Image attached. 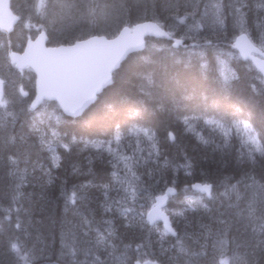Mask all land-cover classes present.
<instances>
[{
    "label": "trees",
    "instance_id": "1",
    "mask_svg": "<svg viewBox=\"0 0 264 264\" xmlns=\"http://www.w3.org/2000/svg\"><path fill=\"white\" fill-rule=\"evenodd\" d=\"M41 2L10 0L19 20L8 35L0 32V45L4 43L0 46V77L4 76L2 94L8 102L0 106L1 260L7 257L6 229L12 236L26 233V240L31 234L34 243L43 239L48 247L50 237L57 238V230L69 220L63 198L70 195L71 185L80 184L84 199L76 201L77 220L111 221L113 225L108 234L115 238L103 237L105 249L112 242L132 257L135 246L159 264L181 262L178 257L191 260L186 259L188 264H217L218 255L211 253L210 245L228 239L230 264H244V260L264 264V189L260 187L264 185V82L231 48L239 22L255 45H264V10L257 8L264 0H243V7L241 0H223L219 18L205 13L207 0ZM98 5L105 8L104 14L99 15ZM237 8L245 13L242 19ZM31 15L39 20L42 30L49 31L48 46L97 34L111 38L124 26L154 20L167 28L171 37L146 39L144 49L126 57L112 74V83L93 104L81 115L67 117L54 102L29 110L33 76L24 82V72L8 61V51L20 52L24 47L26 35L19 27ZM188 24L195 25L192 30L198 26L204 43L201 52L190 47L189 35L180 39ZM177 39L184 44L175 47ZM229 66L234 75L226 74ZM20 83L26 91L20 99L28 111L16 114L14 102L20 96L16 89ZM130 174L144 191L136 194L138 197L145 192L164 197L169 188L175 190L167 195L165 205H160L175 236L166 233L160 223L149 224L143 213L148 209L139 203L137 212L117 210L119 204L128 206L122 184ZM195 183L209 185L212 192L208 197L196 194L190 189ZM188 195L200 200L193 202ZM19 227L22 229L17 231ZM179 237L186 249L178 255Z\"/></svg>",
    "mask_w": 264,
    "mask_h": 264
},
{
    "label": "water",
    "instance_id": "2",
    "mask_svg": "<svg viewBox=\"0 0 264 264\" xmlns=\"http://www.w3.org/2000/svg\"><path fill=\"white\" fill-rule=\"evenodd\" d=\"M15 21L9 0H0V30L10 31ZM148 37L168 38V35L156 24L147 21L123 27L111 40L91 37L70 46L48 47L46 36L41 33L34 40H28L23 51L10 52L8 59L16 70L28 68L34 75L31 110L43 101H53L64 115L75 117L110 85L112 72L128 55L144 49ZM232 47L242 60L250 61L264 78V53L246 35L238 36ZM2 88L0 80V92ZM148 216L151 222L162 221L165 229L170 230L168 218L158 210L153 209Z\"/></svg>",
    "mask_w": 264,
    "mask_h": 264
},
{
    "label": "rangeland",
    "instance_id": "3",
    "mask_svg": "<svg viewBox=\"0 0 264 264\" xmlns=\"http://www.w3.org/2000/svg\"><path fill=\"white\" fill-rule=\"evenodd\" d=\"M95 2H101V0H95ZM217 4L220 5V14H223L221 12H223V0H207V4H206V8H205V13L209 14V15H217ZM39 5H42L41 0H39ZM60 6V5H59ZM231 6L234 8V6L231 4ZM94 8V7H93ZM99 8L100 11L99 15H101V11L104 10L105 8H103L102 6L98 5L97 9ZM235 10V9H234ZM230 12L232 10H229ZM91 14H93V10L91 9ZM104 14V12L102 13ZM32 17L25 19V21H22L20 23V29L21 31L24 32V34L26 35L25 39H33L40 31H44L45 33L49 32L48 30H42L40 25H37V21L39 20H43L44 16L40 15V11H39V20L36 21V19H34L35 17L33 15H31ZM157 23V22H156ZM160 24V23H158ZM195 26L193 24H188L186 25L187 29L184 31V35L183 37H181L180 39H184L186 37V35L190 36L191 39V46L190 47H196V50H202L201 46L204 44L200 41L199 35H198V26L196 28V30H192L191 27ZM235 27L238 30V35H247L245 32H242V23L239 22L237 23V25H235ZM27 28V31H26ZM53 33L56 34L55 30H52ZM50 34L52 35L51 31ZM48 35V34H47ZM28 36V37H27ZM248 36V35H247ZM189 38V37H188ZM179 39V40H180ZM250 40V38H248ZM251 41V40H250ZM200 43V44H198ZM251 43L253 45H255L252 41ZM4 43H2L0 46H2ZM181 44H184V40L181 41ZM207 44V43H205ZM256 47H258L261 51L264 52V45L263 46H258L255 45ZM211 48H214L213 46H211ZM216 51V49H214V52ZM229 71H227V74H231L234 75V72L232 69H230V66L228 68ZM232 71V72H231ZM24 77H23V81L26 82V79L32 75V73L29 70H24ZM3 77V76H2ZM2 77H0V79H3ZM32 83H33V79H32ZM19 89L25 90L24 87L22 86V83L18 84L17 86V91ZM3 94L0 93V105L2 107L6 106V98L2 97ZM21 96H18L16 99V103L14 102V105L16 104L17 109L19 108L18 112L16 111V113H22L26 107H24V102L20 99ZM22 98V97H21ZM23 103V105L21 106V104ZM20 106V107H19ZM23 107V108H22ZM27 108L29 109V102L27 104ZM30 110V109H29ZM244 127H246L245 125H242ZM130 177H126V183L122 184V191L124 193V195L126 196V198L128 199V206L126 207L123 204H119L117 206V210H121V211H125L127 210V212L132 211V212H137L135 210V206L138 205V203L140 204L141 208H147L150 209L152 207H154L156 204H160L163 206V204L165 203V201L168 199L167 197H163V196H151L148 194V192H145V195H142L141 197H138L136 194L138 193H143L144 191H142L141 189H139L136 186V179L133 177V175H129ZM73 187H78L75 185H71ZM63 192V190H62ZM186 198L191 199V201H197L200 200V198L196 197L195 199L192 200V196L188 195ZM80 199H84L83 196ZM78 199L74 198V196H72V194H70L67 198L64 197L63 198V204L66 207V213L67 214H71L72 212V216L69 215V220L67 222H65V224L63 225V227L59 228L57 230V238H53L50 237V241H49V246H47V242L45 240H41L39 241L40 243V250L37 249V244L39 245L38 241H36V243H34L32 236L30 234V236H28V239L26 240V233H22L20 235H9L10 231H6V235L5 236L7 239V243H6V253H7V257L4 258L3 260H1L2 258H0L1 262L0 264H61V263H66L67 264H142V261L146 258V254L145 252L141 251L139 248L133 246L131 249L134 251V249L136 250V252L134 251L135 256L132 257L128 252H124V249H122L121 247L117 246L116 244H113L111 241H113V238H115L114 236H109L108 233H110L111 231H113V225L111 223V221L109 222H94V221H78L76 218V212L78 211V204L76 203ZM138 201V202H137ZM189 201V200H188ZM114 202V206H116V204L118 203L117 201H113ZM141 202V203H140ZM142 205L144 207H142ZM72 208V211H71ZM0 211H2V209H0ZM110 212H112V208L109 209ZM147 211V210H146ZM144 215L146 214V212H143ZM66 216V215H65ZM74 217V218H73ZM75 219V220H74ZM146 221V220H145ZM83 222V223H82ZM102 223V224H101ZM22 227L17 228L16 230L19 231L21 230ZM84 229V231H83ZM19 237V239H18ZM103 237H105L106 239L109 237L110 240L109 242H111V244L107 247V249H105L102 245V243H104V239ZM36 240V239H35ZM102 241V242H100ZM182 239L179 237L177 238L176 241V245L179 247L177 249V253L178 255L180 253H183L184 251H181V249L183 248L184 250L186 249V247L183 244ZM189 243V242H187ZM215 243V241H214ZM20 244H23L25 247L21 246ZM213 242L211 243V253H216V255H219L220 253V248L218 247V243L214 245H212ZM102 246V247H100ZM217 247V248H216ZM25 248V249H24ZM213 248L215 249V251L213 250ZM190 249V248H189ZM218 249V250H217ZM193 250V248H192ZM57 251V252H56ZM59 251V253H58ZM23 252V254L21 255V253ZM55 252V253H54ZM194 254V253H193ZM12 256L15 259V262L13 261ZM194 257H196V255H194ZM179 258V257H178ZM183 258V257H182ZM179 258L181 259L180 261L182 262H178L179 264H188L186 263V259L189 260L188 258ZM148 260V259H147ZM179 261V260H178ZM185 261V262H184ZM191 261V260H189ZM175 263V264H178ZM192 263V262H190ZM189 263V264H190Z\"/></svg>",
    "mask_w": 264,
    "mask_h": 264
},
{
    "label": "bare ground",
    "instance_id": "4",
    "mask_svg": "<svg viewBox=\"0 0 264 264\" xmlns=\"http://www.w3.org/2000/svg\"><path fill=\"white\" fill-rule=\"evenodd\" d=\"M9 3H10V0H9ZM31 3V2H30ZM34 3V2H33ZM32 3V4H33ZM36 7V6H35ZM28 8V7H27ZM29 9H30V7H29ZM10 10H11V12H12V14L16 17V21H15V23L12 25V28H11V30L10 31H8V32H3V31H1L0 30V32H2L3 34H5V35H8L9 33H11L12 31H13V28H14V26L16 25V23L18 22V20H19V16L17 15V13H14V11H12V9H11V7H10ZM33 10H34V7H33ZM30 11V10H29ZM33 12V11H32ZM200 13V12H199ZM198 13V14H199ZM196 14V13H195ZM162 18V17H161ZM197 18V17H196ZM155 21V20H154ZM154 21H150V22H152V23H154V24H156L164 33H166L167 35H168V38H164V37H148L147 39H170V37H171V33H169L166 29L164 30L163 28H162V26L160 25V24H158V23H156V22H154ZM162 21V20H161ZM145 22H147V21H145ZM164 22V21H163ZM170 22V21H169ZM259 22V21H258ZM260 23V22H259ZM135 25V24H134ZM168 25V24H167ZM166 25V26H167ZM170 25V24H169ZM252 26V25H251ZM120 29H122V28H120ZM254 29V28H253ZM172 31V30H171ZM174 31V30H173ZM172 31V32H173ZM120 32V31H119ZM118 32V33H119ZM1 33V34H2ZM41 33H44L45 34V36H46V45H47V41H48V36H47V33H45L44 31H40L33 39H27L26 40V42L28 41V40H34L39 34H41ZM116 33V32H115ZM118 33L114 36V37H111V38H108V37H106V36H104V35H91L90 37H86L85 39H82V40H76V41H74L73 43H70V44H62V45H56V46H49V47H58V46H70V45H73L75 42H78V41H83V40H86V39H89V38H91V37H103V38H105L106 40H111V39H114L117 35H118ZM239 36V35H238ZM238 36H236V38L238 37ZM23 38V37H22ZM21 38V39H22ZM235 38V39H236ZM259 38V37H258ZM261 38V37H260ZM235 39H234V41H235ZM150 41V40H149ZM152 41V40H151ZM234 41H233V43H234ZM26 42H25V44H24V47H25V45H26ZM155 42V41H154ZM146 43V42H145ZM233 43H232V45H231V48H233L232 46H233ZM152 44V43H151ZM179 44H181V40H179V39H177V40H175V41H173V45L176 47V46H178ZM154 45V44H153ZM48 46V45H47ZM4 47V46H3ZM24 47L22 48V50L21 51H23V49H24ZM145 47V46H144ZM155 47V46H154ZM162 48V47H161ZM164 50V49H163ZM2 52H3V50H1ZM20 51V52H21ZM200 51V50H199ZM202 51V50H201ZM5 52V51H4ZM10 52H17V51H8V54L10 53ZM170 52V51H169ZM7 54V53H6ZM219 54V53H218ZM3 55V54H2ZM214 57V56H213ZM219 58V57H218ZM9 61V60H8ZM215 62V61H214ZM10 63V62H9ZM216 64V63H215ZM1 66V65H0ZM234 66V65H233ZM3 67V66H2ZM6 67V66H5ZM217 67V66H216ZM119 68V67H118ZM117 68V69H118ZM229 68V67H228ZM244 68V67H243ZM116 69V70H117ZM219 69V68H218ZM231 69V68H230ZM233 69V68H232ZM229 71V70H228ZM217 72V71H216ZM232 72V71H231ZM248 72V71H247ZM246 72V73H247ZM7 73V72H6ZM227 74V73H226ZM225 74V75H226ZM229 74V73H228ZM5 75V74H4ZM16 75V74H15ZM225 75H224V77L223 78H225ZM253 75H254V73H253ZM259 75L261 76V79H262V81L264 82V78L262 77V75L259 73ZM4 77V76H3ZM250 77H251V75H250ZM30 78V77H29ZM9 79H11V78H9ZM1 80H3V79H1ZM17 80V79H16ZM252 80V79H251ZM111 83H112V80H111ZM110 83V84H111ZM109 86V85H108ZM107 86V87H108ZM16 89H17V87H16ZM249 91V90H248ZM15 92V91H14ZM252 91H250V93H251ZM257 92V91H256ZM249 93V94H250ZM253 93V92H252ZM258 93V92H257ZM18 94V93H17ZM261 94V93H260ZM259 94V95H260ZM11 95V94H10ZM15 95V94H14ZM16 96V95H15ZM262 96H263V94H262ZM3 97V96H2ZM250 97V96H249ZM255 97V96H254ZM261 97V96H260ZM253 98V97H252ZM252 98H250V99H252ZM15 100V99H14ZM246 101H247V99H245ZM244 100V101H245ZM252 101V100H251ZM249 102V101H248ZM8 103V102H7ZM6 103V104H7ZM25 105V104H24ZM1 106V105H0ZM15 106H16V104H15ZM22 106V105H21ZM43 106V105H42ZM20 107V106H19ZM25 107V106H24ZM89 107V106H88ZM16 108V107H15ZM23 108V107H22ZM14 109V108H13ZM3 110V109H2ZM18 110H19V108L17 109V112H18ZM22 110H25V109H22ZM27 110V109H26ZM28 111V110H27ZM43 111V110H42ZM46 111V110H45ZM17 114V113H16ZM48 114V113H47ZM63 114V113H62ZM82 114V113H81ZM80 114V115H81ZM41 115V114H40ZM64 115V114H63ZM64 116H66V115H64ZM79 116V115H78ZM38 117V116H37ZM41 117V116H40ZM68 117V116H67ZM75 117H77V116H75ZM6 119V118H5ZM39 119V118H38ZM1 120V119H0ZM35 120V119H34ZM21 121V120H20ZM31 121V120H30ZM237 121H239V120H236V122ZM6 122V121H5ZM229 122V121H228ZM232 122V121H231ZM230 122V123H231ZM27 123V122H26ZM209 124V123H208ZM23 126V125H22ZM210 126V125H209ZM208 126V127H209ZM205 127V126H204ZM234 127V126H233ZM227 128V127H226ZM236 128V127H235ZM214 129V128H213ZM219 129V128H218ZM33 130V129H32ZM1 131V130H0ZM9 131V130H8ZM218 131V130H217ZM2 132V131H1ZM6 133V132H5ZM210 133V132H209ZM235 133V132H234ZM240 133V132H239ZM215 134V133H214ZM226 136V135H225ZM224 136V137H225ZM236 137V136H235ZM229 138V137H228ZM15 139V138H14ZM213 139V138H212ZM225 139V138H224ZM10 141H11V139H9ZM213 141V140H212ZM221 141V140H220ZM245 141V140H244ZM12 142V141H11ZM223 142H224V140H223ZM226 142V141H225ZM225 144V143H224ZM227 144V143H226ZM216 146V145H215ZM238 146V145H237ZM14 148V147H13ZM12 148V149H13ZM237 149V148H236ZM8 150V149H7ZM18 151V150H17ZM213 151V150H212ZM215 152V151H214ZM17 153V152H16ZM8 155V154H7ZM8 160V159H7ZM15 162V161H14ZM8 163V162H7ZM20 163V162H19ZM11 164H12V162H11ZM15 164V163H14ZM17 164V163H16ZM1 165V164H0ZM10 165V164H9ZM18 165V164H17ZM3 166V165H2ZM22 166V165H21ZM12 167V166H11ZM25 167V166H24ZM234 167V166H233ZM4 168V167H3ZM21 168V167H20ZM22 168H23V166H22ZM11 169V168H10ZM13 169V168H12ZM17 169H19V168H17ZM24 169V168H23ZM9 171V170H8ZM13 171V170H12ZM18 171V170H17ZM21 172V171H20ZM23 172V171H22ZM23 175V174H22ZM26 175V174H25ZM24 175V176H25ZM32 175V174H31ZM30 175V176H31ZM113 177V176H112ZM109 179L111 178V177H108ZM107 178V179H108ZM15 181V180H14ZM19 181H21V180H19ZM21 184H22V181H21ZM24 185V184H23ZM35 185V184H34ZM16 186V185H15ZM199 186V187H198ZM237 186V185H236ZM11 187V186H10ZM198 187V188H197ZM245 187V186H244ZM16 187H14V189H15ZM247 188V187H246ZM11 189H13V188H11ZM24 189V188H23ZM36 189V188H35ZM190 189H191V191H193V192H196V194L197 193H200V194H202V195H205L206 197H208L209 195H210V193L212 192L211 190V187L209 186V185H206V184H201V183H195V184H192L191 186H190ZM201 189H206V190H204V191H202ZM25 190V189H24ZM8 190H6V192H7ZM16 191V190H15ZM39 191V190H38ZM174 189L173 188H169L168 190H166V195L164 196L165 198L167 197V195L168 194H172V193H174ZM29 192V191H28ZM10 193H13V191L12 192H10ZM20 193V192H19ZM22 193V192H21ZM24 194H25V192H23ZM237 193H238V191H237ZM251 193V192H250ZM18 194V193H17ZM28 195V194H27ZM239 195V194H238ZM31 196V195H30ZM192 197H195V195H191ZM213 196V195H212ZM219 196V195H218ZM249 196V195H248ZM17 197V196H16ZM26 197V196H25ZM28 197V196H27ZM201 197V196H200ZM211 197V196H210ZM239 197V196H238ZM245 197V196H244ZM19 198V197H18ZM168 198V197H167ZM199 198V197H198ZM220 198V197H219ZM241 198V197H240ZM17 199V198H16ZM28 199V198H27ZM195 199V198H194ZM14 200V199H13ZM31 200V199H30ZM219 200V199H218ZM12 201V200H11ZM169 201V200H168ZM246 201V200H245ZM14 202H16V201H14ZM198 202V201H197ZM200 202V201H199ZM248 202V201H247ZM213 203V202H212ZM220 203V200L218 201V204ZM4 204V203H3ZM16 204H17V202H16ZM24 204V203H23ZM208 204H210V203H208ZM208 204L207 205H205V206H208ZM164 205H165V203H164ZM163 205V206H164ZM170 205V204H169ZM214 205H216V204H214ZM18 206V205H17ZM23 205H21V207H22ZM25 206V205H24ZM175 206V205H174ZM173 206V207H174ZM210 207V206H209ZM15 208V207H14ZM164 208V207H163ZM166 208V207H165ZM178 208V207H177ZM6 209V208H5ZM8 209V208H7ZM12 209V208H11ZM10 209V210H11ZM153 209H156V210H158L159 212H161L163 215H165L167 218H168V216H167V214L164 212V210H162V208H161V206H160V204H156L154 207H152V208H150V209H148L147 211H146V218H147V221H148V223L149 224H154V223H156V225H157V223H160V225H162V228H163V230L166 232V233H168V234H170V235H172V237L173 236H175V232L173 231V229L171 228L172 226L170 225V221H169V218H168V227H169V229L170 230H166L165 229V227H164V225H163V222L162 221H155V222H151L150 221V219H149V213L153 210ZM171 209H172V206H171ZM171 209H168V210H171ZM212 209H213V207H212ZM3 210V209H2ZM21 211V210H20ZM166 211H167V209H166ZM15 213V212H14ZM17 213H18V211H17ZM22 213V212H21ZM68 213V212H67ZM168 213V212H167ZM8 214V213H7ZM66 214V213H65ZM14 215V214H13ZM17 215V214H16ZM19 216H20V214H18ZM8 216V215H7ZM18 216V217H19ZM67 216H69L68 214H67ZM1 217H3V215L1 216ZM15 218V217H14ZM2 219V218H1ZM0 219V220H1ZM5 219V218H4ZM16 219V218H15ZM75 220V219H74ZM82 220V219H81ZM80 220V221H81ZM3 221V220H2ZM5 222H7V221H5ZM9 223V222H8ZM83 223V222H82ZM0 225H2V224H0ZM155 225V226H156ZM6 227V226H5ZM3 228V227H2ZM161 228V227H160ZM153 230H155V228L153 229ZM162 230V231H163ZM3 231V230H2ZM6 231H7V229L6 230H4V233L3 234H6ZM83 231H84V229H83ZM160 231V230H159ZM156 232V231H155ZM154 232V233H155ZM159 233V232H158ZM156 235V234H155ZM156 236H158V234L156 235ZM183 237V236H182ZM182 239V238H181ZM227 239V238H226ZM177 240V239H176ZM213 240V239H212ZM174 241V240H173ZM183 241V240H182ZM181 241V242H182ZM227 241H228V239H227ZM185 242V241H184ZM207 242H208V240H207ZM214 242V241H213ZM209 243V242H208ZM202 244V243H201ZM231 244V243H230ZM204 245V244H203ZM212 245H214V244H212ZM217 245V244H216ZM173 246V245H172ZM208 246H209V244H208ZM211 246V245H210ZM215 246V245H214ZM186 247V246H185ZM231 247V246H230ZM209 248V247H208ZM211 248V247H210ZM217 248V247H216ZM150 249V248H149ZM214 249V248H213ZM147 250H148V248H147ZM218 250V249H217ZM228 250V249H227ZM149 251V250H148ZM150 251H154V249L153 250H150ZM197 251V250H196ZM212 251V250H211ZM214 251H215V249H214ZM57 252V251H56ZM206 252H208V251H206ZM213 252V251H212ZM58 253H59V251H58ZM150 253V252H149ZM209 253V252H208ZM207 253V254H208ZM231 254H232V252H231ZM233 255V254H232ZM173 256V255H172ZM197 256V255H196ZM211 256V255H210ZM149 257V256H148ZM155 259V258H154ZM176 259H177V257H176ZM179 259V258H178ZM169 260V259H168ZM179 260H181V259H179ZM206 260H207V258H206ZM214 261V260H213ZM152 262H153V260H152ZM177 262V261H176ZM183 262V261H182ZM181 262V263H182ZM185 262V261H184ZM155 263H158V262H155ZM159 264V263H158Z\"/></svg>",
    "mask_w": 264,
    "mask_h": 264
},
{
    "label": "snow or ice",
    "instance_id": "5",
    "mask_svg": "<svg viewBox=\"0 0 264 264\" xmlns=\"http://www.w3.org/2000/svg\"><path fill=\"white\" fill-rule=\"evenodd\" d=\"M243 6H245V5L243 3V0H241V7H243ZM257 8L258 9H261V10H264V5L258 4L257 5ZM236 12L239 14V16L241 17V19L245 15V13H243V12L240 11V8H237L236 9ZM216 14H217V18H219V15H220V5L219 4H217V13ZM250 140L256 146V150L259 151V145H258L257 141L255 140V138L252 137V138H250ZM252 179H253V183H257V181L255 180V178H252ZM260 187L262 189H264V185H260ZM227 243H228L227 240H221V241H219L218 247L220 248V253H219L218 257H217V264H230L229 257L227 256V253H226ZM181 251H184V249L182 248ZM193 255H195V253ZM236 259H241V258L236 257ZM142 264H152V261L147 260V259H144L142 261ZM244 264H247V260H244Z\"/></svg>",
    "mask_w": 264,
    "mask_h": 264
},
{
    "label": "flooded vegetation",
    "instance_id": "6",
    "mask_svg": "<svg viewBox=\"0 0 264 264\" xmlns=\"http://www.w3.org/2000/svg\"><path fill=\"white\" fill-rule=\"evenodd\" d=\"M75 186H78V187L70 188L68 193L72 194V196H74V198L80 199L82 197L81 194L83 193L82 189H83L84 186L80 185V184L79 185H75ZM61 264H67V261H66V263H61Z\"/></svg>",
    "mask_w": 264,
    "mask_h": 264
}]
</instances>
